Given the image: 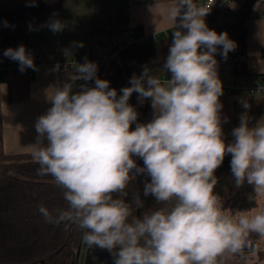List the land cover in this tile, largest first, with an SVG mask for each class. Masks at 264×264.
I'll use <instances>...</instances> for the list:
<instances>
[{"label": "clouds", "instance_id": "9594fccd", "mask_svg": "<svg viewBox=\"0 0 264 264\" xmlns=\"http://www.w3.org/2000/svg\"><path fill=\"white\" fill-rule=\"evenodd\" d=\"M167 11L174 29L164 64L170 79L145 68L118 96L96 76L97 65L85 62L49 96L52 106L36 122L31 155L37 175L51 176L64 190L67 208L40 204L38 211L46 223L85 230L82 242L108 250L113 264H224L252 246L250 234L264 237V207L251 214L226 211L213 191L215 172L231 154L235 186L247 183L264 198V124L249 126L243 114L234 140L225 142L215 54L222 47L226 59L236 42L209 29V7L194 0H176ZM49 27L55 33L64 24L56 20ZM3 55L18 61L21 72L35 68L23 45ZM77 80H94V86L74 91ZM133 93L141 103L151 98L150 122L137 123L129 104ZM145 173L151 178L145 196L168 206L137 218L122 197L129 182Z\"/></svg>", "mask_w": 264, "mask_h": 264}, {"label": "trees", "instance_id": "16d2710c", "mask_svg": "<svg viewBox=\"0 0 264 264\" xmlns=\"http://www.w3.org/2000/svg\"><path fill=\"white\" fill-rule=\"evenodd\" d=\"M66 0H0V59L5 66H11L16 61L3 55L4 51L21 45L25 48L32 44V36L39 32L42 25L53 15L63 11ZM218 3L224 0H216ZM240 6L233 18L221 25H208L209 29L218 34L227 32L229 39L236 42V49L230 51L226 59L232 60L233 73L236 78L248 74L247 66V22L262 15L261 5L264 0H240ZM199 6L200 0H194ZM124 20V21H123ZM127 18L118 16L115 21L127 25ZM114 21L96 22L91 26L92 53L89 57L96 60L93 52L102 53L98 60L96 76L109 81V87L117 90L118 96L124 87H131L133 75L140 76L147 68L149 74L159 78L171 75L164 69L170 39H162L154 44H133L119 51V47L107 49L103 40L115 34L112 30ZM218 46L215 59L226 60ZM118 53V59L111 57ZM121 61V65L118 63ZM76 75V68L61 66L60 86L69 82ZM10 101L24 99L28 94L30 78L25 69L21 72L14 69L7 77ZM3 72L0 71V83ZM94 86V80H77L73 90H79L81 85ZM138 113L137 123H148L153 118L151 98L141 103L138 94L133 93L129 99ZM135 129V123L130 130ZM138 166L143 167V160L133 157ZM231 154L225 156L223 164L216 170L217 184L214 194L218 196L223 208L231 213L250 212L258 206V197L253 187L245 183L235 186L230 168ZM39 165L32 156L6 155L3 148V136L0 133V264H77L82 247L90 251L96 246L89 247L82 242L83 232L78 226L72 225L67 230L62 223L59 226L46 223L38 211V205L43 204L49 210L67 208L63 199V189L58 187L51 176L37 175ZM134 171V170H133ZM147 174L136 175L131 180L122 197L129 204L134 217L142 218L146 214L168 205L155 201L152 195L145 196L144 187L150 182Z\"/></svg>", "mask_w": 264, "mask_h": 264}, {"label": "crops", "instance_id": "0c3cea01", "mask_svg": "<svg viewBox=\"0 0 264 264\" xmlns=\"http://www.w3.org/2000/svg\"><path fill=\"white\" fill-rule=\"evenodd\" d=\"M175 2L176 0H66L63 11L51 15L40 31L33 34L32 44L25 48L33 61L38 60L41 65L29 76L28 94L24 99L10 101L8 79L3 74L0 83V133L3 136L5 154L32 156L31 145L36 143L38 135L35 125L38 118L45 115L52 106L49 96L55 88L60 87L61 66L91 56L93 23L114 21L111 28L115 30V34L103 40L111 49L127 44L126 30L129 26L162 38L165 32L173 31V22L168 18L167 9ZM204 2L205 0H200L199 6ZM241 2L233 0L225 7H220L213 16L205 20L206 25L213 23L218 26L230 21ZM263 2L262 15L247 22V76H234L232 60H217V74L222 90L235 84L241 86L240 89H233L231 93H223L219 97L223 105L220 116L226 143L234 140L232 131L240 125L243 114L247 115L249 126H255L257 122L264 124V93L253 94L249 90L250 87L264 86ZM118 16L127 18V25L115 21ZM56 20L61 21L64 28L54 33L49 25ZM93 54L97 56L96 59L101 56L100 50ZM244 101L249 108L243 107ZM225 119L227 122H224ZM44 143L47 144V140Z\"/></svg>", "mask_w": 264, "mask_h": 264}, {"label": "built area", "instance_id": "2783aa9c", "mask_svg": "<svg viewBox=\"0 0 264 264\" xmlns=\"http://www.w3.org/2000/svg\"><path fill=\"white\" fill-rule=\"evenodd\" d=\"M233 0H224L221 3H217L216 0H205V2L203 4H201L200 6H205V7H209V12L205 17H211L215 14V12L220 8V7H225L226 4L230 3ZM263 8H264V2H263ZM174 31V29H173ZM173 31H167L164 33L163 37H159L158 35L154 34V35H148L143 33L142 31L129 26L126 30V36H127V44L125 46H120L119 47V51L123 50L124 48H126L129 45H133V44H154V43H158L160 42L162 39H170L172 37V33ZM263 55H264V50H263ZM113 59H118V53L114 54L111 57V60ZM35 68H26V70L28 71L29 76H32L34 71L40 67V62L38 60L33 61ZM85 62H92L95 64L101 63V60H92L88 57H84L81 59H77V60H73L70 63L66 64V66H71V67H75L79 64H83ZM118 63L121 65V61H118ZM20 65L19 62L16 61L13 65L11 66H5L3 59H0V71L3 72V74L5 75V77H9L11 72L14 69H19ZM172 75V74H171ZM171 75L168 76H163L161 77V79H170ZM241 86L240 84H235L232 87H228L223 89V93L224 94H229L232 92L233 89H240ZM250 92L253 94H261L264 93V86H256V87H250L249 88Z\"/></svg>", "mask_w": 264, "mask_h": 264}, {"label": "rangeland", "instance_id": "374dc122", "mask_svg": "<svg viewBox=\"0 0 264 264\" xmlns=\"http://www.w3.org/2000/svg\"><path fill=\"white\" fill-rule=\"evenodd\" d=\"M208 17H204L207 20ZM110 45H108L107 49ZM102 54V53H101ZM258 206L251 211L254 212L257 208L264 207V198H258ZM251 214L249 212H244ZM250 239L255 243V246L247 247L240 254H235L230 258L224 260V264H264V237L259 236L256 233L250 234ZM103 254L95 253V251H88V248L82 247L78 255V264H113V255L106 249L99 248ZM104 253H109V256H106Z\"/></svg>", "mask_w": 264, "mask_h": 264}, {"label": "flooded vegetation", "instance_id": "af4514ba", "mask_svg": "<svg viewBox=\"0 0 264 264\" xmlns=\"http://www.w3.org/2000/svg\"><path fill=\"white\" fill-rule=\"evenodd\" d=\"M252 241V240H251ZM255 246V243L252 241V246ZM253 246V247H254ZM247 248V247H246ZM249 248V247H248ZM88 251H90L89 249H88ZM93 251H95V253H97L98 252V254H103V252L102 251H100L99 249H98V247H96L95 249H93ZM90 252H92V251H90ZM106 256H109V258H111V255L109 254V253H104ZM79 263V261H77V264ZM92 264V263H91ZM110 264V263H109Z\"/></svg>", "mask_w": 264, "mask_h": 264}, {"label": "bare ground", "instance_id": "6f19581e", "mask_svg": "<svg viewBox=\"0 0 264 264\" xmlns=\"http://www.w3.org/2000/svg\"><path fill=\"white\" fill-rule=\"evenodd\" d=\"M98 60V59H97Z\"/></svg>", "mask_w": 264, "mask_h": 264}]
</instances>
